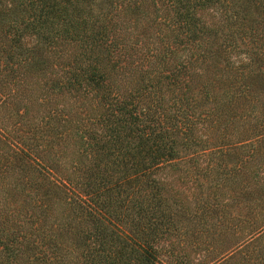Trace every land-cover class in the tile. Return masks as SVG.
I'll use <instances>...</instances> for the list:
<instances>
[{
	"label": "trees",
	"instance_id": "16d2710c",
	"mask_svg": "<svg viewBox=\"0 0 264 264\" xmlns=\"http://www.w3.org/2000/svg\"><path fill=\"white\" fill-rule=\"evenodd\" d=\"M0 264H264V0H0Z\"/></svg>",
	"mask_w": 264,
	"mask_h": 264
}]
</instances>
